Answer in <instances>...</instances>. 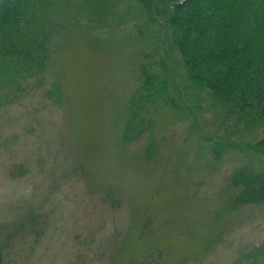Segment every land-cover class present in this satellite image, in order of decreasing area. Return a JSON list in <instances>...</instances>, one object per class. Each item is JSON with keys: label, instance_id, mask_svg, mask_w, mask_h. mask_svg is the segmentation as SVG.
Returning a JSON list of instances; mask_svg holds the SVG:
<instances>
[{"label": "rangeland", "instance_id": "rangeland-1", "mask_svg": "<svg viewBox=\"0 0 264 264\" xmlns=\"http://www.w3.org/2000/svg\"><path fill=\"white\" fill-rule=\"evenodd\" d=\"M58 5L45 72L0 85V264H264V204L230 186L260 165L264 124L192 89L165 24L138 36L132 2ZM141 65L167 70L178 108L152 102L125 139Z\"/></svg>", "mask_w": 264, "mask_h": 264}, {"label": "trees", "instance_id": "trees-1", "mask_svg": "<svg viewBox=\"0 0 264 264\" xmlns=\"http://www.w3.org/2000/svg\"><path fill=\"white\" fill-rule=\"evenodd\" d=\"M61 1L0 0V85L12 83L19 75L45 72L56 33L49 24ZM90 1L100 4L101 0ZM125 1L138 7L143 22L138 36L161 31L159 27L165 24L169 50L180 54L192 89L207 92L230 115L240 116L247 127L264 124V0ZM64 3L71 5L72 0ZM165 71L164 67L156 71L149 65L140 66L141 85L130 100L125 139L144 132L147 106L152 102L163 99L178 108L168 92ZM57 92L58 85L50 94L57 97ZM227 148L216 141L213 153L220 158ZM253 149L261 157L260 165L247 161L230 179V186L238 191L234 201L239 205L264 204V138Z\"/></svg>", "mask_w": 264, "mask_h": 264}]
</instances>
